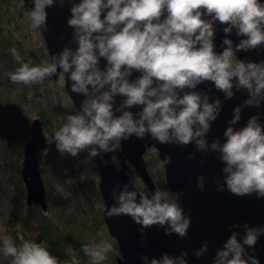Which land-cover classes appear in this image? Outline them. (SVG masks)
<instances>
[{
  "label": "clouds",
  "instance_id": "clouds-1",
  "mask_svg": "<svg viewBox=\"0 0 264 264\" xmlns=\"http://www.w3.org/2000/svg\"><path fill=\"white\" fill-rule=\"evenodd\" d=\"M56 3L61 7L72 4L67 23L77 47L66 46L51 64L33 67L23 63L13 48L11 54L20 67L9 76L13 83L31 85L42 83L59 70L67 74L71 91L85 97L80 114L69 115L55 133L58 152L76 158L87 151L91 159L115 153L122 141L133 136L144 139L148 135L160 144L194 143L197 151L219 154L224 182L217 191L226 187L236 196L255 193L264 198V123L259 115H253L243 127H236L244 107L264 104V61L233 63L236 53L264 46L261 0H33V29L47 30L46 9ZM217 23L226 25L222 52L216 51ZM234 32L241 38L238 43L231 38ZM102 59L106 61L104 68L100 66ZM134 73L139 75L132 79ZM206 82H212L226 100L236 91L246 89L249 94L243 105L233 109L223 142L218 137L209 143L207 138L223 103L219 97L212 100L208 93L195 90ZM117 97H123L118 107ZM136 107L139 112L130 110ZM171 162L167 156L162 164ZM103 163L107 166L109 161ZM111 163H118L114 155ZM204 188V177L200 176L198 190ZM180 195L170 198L157 188L149 196L125 185L112 192L116 203L107 216H130L142 233L159 225L166 236L187 237L192 221L185 215ZM231 227L244 228L243 240L240 232L233 231L216 252L214 264H259L255 255L246 253L245 246L255 247L264 235V226ZM208 248L205 243L195 255L203 256ZM82 250L98 264L105 259L108 247L83 245ZM3 253L14 258L13 264H60L46 247L35 242L25 241L18 249L4 237ZM187 256L185 251L179 256L164 253L160 258L141 259L144 264H188Z\"/></svg>",
  "mask_w": 264,
  "mask_h": 264
},
{
  "label": "water",
  "instance_id": "water-1",
  "mask_svg": "<svg viewBox=\"0 0 264 264\" xmlns=\"http://www.w3.org/2000/svg\"><path fill=\"white\" fill-rule=\"evenodd\" d=\"M25 10H32L33 0H22ZM78 3L79 0H72ZM264 3V0H261ZM72 4L66 3L61 7L59 3L46 9L48 13L47 30L38 28L45 49L49 58V64L53 62L54 56L64 47H77L72 42L73 29L68 27V19L71 16ZM207 18V17H206ZM226 25L216 24L217 35L215 39L216 51L222 52V40L224 39L223 28ZM231 38L238 43L241 39L232 34ZM237 61H264V46L260 50L249 52H238L234 56ZM106 61L101 60V68H104ZM62 75L64 90L69 96L77 114H80V106L85 99L71 91V81L67 74H57L48 77L49 80L58 81ZM139 75L134 73L132 79ZM196 91L208 93L212 100L219 97L223 103V111L218 119L213 122L212 130L208 134L209 143L216 138L224 140L223 133L228 126V121L233 117V109L237 105H243L248 99L247 90L236 91L231 100L225 99V94L216 90L212 82L200 84ZM185 91H191L185 89ZM235 91V89H234ZM183 95V93H181ZM123 97H117L116 106L122 102ZM139 112L140 108L130 109ZM117 115L120 113L117 112ZM259 115L260 122L264 123V104L259 108H243L242 120L236 125L239 129L245 125L247 120ZM48 148L47 137L38 119L31 123V135L23 149L22 179L26 188V203L28 205H39L43 211H47L45 199V185L41 176L37 156ZM146 148H153L158 154L162 164L163 160L171 157V164L163 165V175L166 188L170 198L180 193L179 202L185 210V215L191 217V226L187 237H180L176 234L166 236L165 230L159 225L145 229L142 233L141 226L136 224L130 216L108 217L107 210L116 203L112 197L114 190H121L127 185L130 190L140 191L133 184L130 174L131 168L140 178L146 187L143 194L151 195L157 186L150 176L145 162L144 153ZM117 158L118 163H111L112 156ZM99 172L98 189L103 200V220L107 233L117 245L118 255L116 264H144L142 256L160 258L164 253L172 256H179L187 252L188 264H214L216 252L223 247L224 242L230 237L233 231L240 232L241 241L245 234L243 227L232 228V225L248 224L254 227L264 226V198H258L255 193L250 196H236L225 190L220 192L217 188L224 182L222 168L224 165L219 159V154L211 151H197L195 144H160L151 135L144 139H131L122 141L120 148L115 153H107L95 157ZM108 160L107 166L103 161ZM119 168V170L117 169ZM203 176L205 188L198 190V177ZM207 243L209 248L203 256L197 257L196 250ZM246 253L255 255L259 264H264V235H261L254 248L245 246Z\"/></svg>",
  "mask_w": 264,
  "mask_h": 264
},
{
  "label": "trees",
  "instance_id": "trees-1",
  "mask_svg": "<svg viewBox=\"0 0 264 264\" xmlns=\"http://www.w3.org/2000/svg\"><path fill=\"white\" fill-rule=\"evenodd\" d=\"M30 12L22 0H0V264H13L14 259L3 253L4 237L18 249L25 241L39 243L60 264H73L74 259L76 264H94L82 246L103 245L108 251L98 264H116L118 249L104 225L95 157L89 159L85 151L73 158L55 146V133L69 115H77L64 90L62 75L58 81L46 77L42 83L31 85L10 79L9 74L20 67L11 54L13 48L30 67L49 65L40 32L31 27ZM237 62L233 57V63ZM34 119L39 120L48 140V148L37 156L47 211L26 203L21 175L23 149ZM144 162L157 188L169 196L155 149L146 148ZM131 170L133 184L143 193L146 187Z\"/></svg>",
  "mask_w": 264,
  "mask_h": 264
}]
</instances>
